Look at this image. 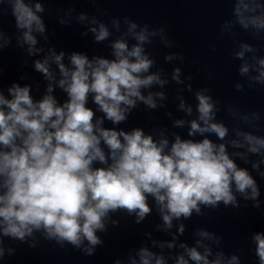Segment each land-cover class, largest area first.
<instances>
[{
	"label": "clouds",
	"instance_id": "clouds-1",
	"mask_svg": "<svg viewBox=\"0 0 264 264\" xmlns=\"http://www.w3.org/2000/svg\"><path fill=\"white\" fill-rule=\"evenodd\" d=\"M3 2L11 8L15 27L24 30L23 40L32 55L37 43L33 32H45L38 15L45 11L44 7L28 0ZM233 14L242 29L251 26L258 34L264 33V0H235ZM78 19L84 21L87 16L81 13ZM91 23L98 24L89 29L95 42L109 38L110 31L104 23L95 17ZM124 23L128 30L111 41V58L90 59L86 53L74 51L65 64V53L61 51L52 53L51 62L48 57L35 60L34 70L48 81L42 98H33L31 85L13 83L7 96L0 90V259L5 255L2 238L29 242V247H35L28 238L38 232L62 248L71 245L92 256L96 247L104 243L97 233L107 231L105 220L118 211L134 215L135 223L140 224L152 214L154 206L167 230L173 220H189L194 213L203 215L202 208L215 209L221 204L238 208L236 193L260 208L257 181L238 161L247 164L249 155L259 156L258 162L251 163V170L259 172L264 163V134L233 129L240 139L226 141L230 128L217 120L220 103L209 88L195 92L197 117L188 121L189 138L173 133L170 141L161 133L155 139L141 127L130 131L117 127L127 122L138 101L156 110L157 98L166 99L165 93L148 91L145 95V90L168 83L159 72L150 71L155 60L144 47L151 43L147 24L137 32V22L124 17ZM113 24L119 31V20L114 19ZM129 38L134 42L130 43ZM240 47L242 50L235 53L237 59L255 51L249 44ZM175 55L166 54L164 59L171 61ZM179 58L184 59L181 54ZM253 59L255 65L245 63L238 70L241 76L252 68L258 73L249 76V87L264 85V57ZM181 72L180 67L172 70V80L177 84L183 83ZM187 79L191 81L192 77ZM56 87L66 94L63 102L53 95ZM235 87L243 90L244 85L236 83ZM187 90H192L190 83ZM90 98L95 109L89 105ZM179 107L192 114V108L186 107L182 99ZM253 115L258 122L259 113ZM105 121L113 127H105ZM184 124V120L174 121V127ZM198 134L201 138L193 139ZM212 135L216 141L210 138ZM229 148L243 151L229 152ZM260 176L264 178V172ZM112 223L117 226L119 221ZM177 232L183 235V223ZM196 234L213 239V233L204 229H198ZM252 238L258 262L264 264V232L254 233ZM175 240L173 236L166 242L169 249L176 246ZM179 247L186 255L179 254L175 264H240L237 255L227 260L223 252L213 256L212 248L202 239L196 240L194 246L181 243ZM14 251L9 248L8 254ZM138 257L137 262L130 256V264H165L163 255L148 247H141ZM114 264L121 261L117 259Z\"/></svg>",
	"mask_w": 264,
	"mask_h": 264
}]
</instances>
